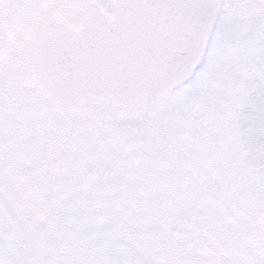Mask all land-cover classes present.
<instances>
[{
	"label": "rangeland",
	"instance_id": "rangeland-1",
	"mask_svg": "<svg viewBox=\"0 0 264 264\" xmlns=\"http://www.w3.org/2000/svg\"><path fill=\"white\" fill-rule=\"evenodd\" d=\"M72 3L0 0V264H216L218 240L253 254L258 226L225 233L264 211V0H224L201 63L165 99L67 113L30 53L43 26L72 23ZM254 256L244 264H264Z\"/></svg>",
	"mask_w": 264,
	"mask_h": 264
},
{
	"label": "snow or ice",
	"instance_id": "snow-or-ice-1",
	"mask_svg": "<svg viewBox=\"0 0 264 264\" xmlns=\"http://www.w3.org/2000/svg\"><path fill=\"white\" fill-rule=\"evenodd\" d=\"M102 6L106 19L93 18L79 32L53 28L48 33L43 52L54 76L72 82L94 79L117 67L114 50L120 64L153 57L165 64L175 62L190 39L186 14L198 7L191 0H103ZM80 7L78 0L69 6L74 24L79 22ZM195 25L193 15L191 28Z\"/></svg>",
	"mask_w": 264,
	"mask_h": 264
},
{
	"label": "water",
	"instance_id": "water-1",
	"mask_svg": "<svg viewBox=\"0 0 264 264\" xmlns=\"http://www.w3.org/2000/svg\"><path fill=\"white\" fill-rule=\"evenodd\" d=\"M103 2V0H96ZM197 8L189 11L184 26L190 39L181 49V55L172 63H162L153 57L147 61H132L120 64L118 50L113 51V62L117 67L104 71L94 79L72 82L67 77L54 76L44 56L43 44L53 28L82 31L93 18L106 19L98 9H92L84 16L80 28L74 29L64 24H52L39 37L35 59L42 80L49 88L54 102L65 110H76L85 102L101 103L109 101L124 109H134L142 102L162 98L184 78L198 62L206 39L219 13L222 0H191ZM196 16L195 28H191V18ZM3 29L0 19V56L6 52L3 43ZM263 223H264V213Z\"/></svg>",
	"mask_w": 264,
	"mask_h": 264
},
{
	"label": "flooded vegetation",
	"instance_id": "flooded-vegetation-1",
	"mask_svg": "<svg viewBox=\"0 0 264 264\" xmlns=\"http://www.w3.org/2000/svg\"><path fill=\"white\" fill-rule=\"evenodd\" d=\"M261 240H262V237H261ZM241 251L244 250L243 247H240L239 248ZM232 250L229 249V252H231ZM235 260V257L230 253V257L226 258L222 264H233V261Z\"/></svg>",
	"mask_w": 264,
	"mask_h": 264
}]
</instances>
